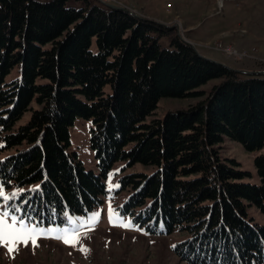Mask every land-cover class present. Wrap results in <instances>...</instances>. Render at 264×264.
I'll return each instance as SVG.
<instances>
[{
	"label": "trees",
	"instance_id": "1",
	"mask_svg": "<svg viewBox=\"0 0 264 264\" xmlns=\"http://www.w3.org/2000/svg\"><path fill=\"white\" fill-rule=\"evenodd\" d=\"M68 1L0 0L1 138L5 148L26 145L0 160L1 184L39 182L33 199L44 223H61L65 212L86 214L103 202L115 162L153 166L122 177L131 194L120 213L151 234L187 233L174 246L187 264H264V224L247 213L255 205L264 215V153L254 160L258 184L239 181L245 173L218 153L224 137L264 149V73L241 77L154 20L98 0H74L77 8ZM16 64L20 77L5 83ZM212 79L220 81L209 92L197 91ZM198 96L146 122L161 98ZM34 99L39 108L14 130ZM76 117L92 120L98 174L69 150Z\"/></svg>",
	"mask_w": 264,
	"mask_h": 264
},
{
	"label": "rangeland",
	"instance_id": "2",
	"mask_svg": "<svg viewBox=\"0 0 264 264\" xmlns=\"http://www.w3.org/2000/svg\"><path fill=\"white\" fill-rule=\"evenodd\" d=\"M45 1V0H41ZM104 5V3H110L112 5L120 6L124 8V11L140 16L139 18L154 20L165 27L174 29L175 34L190 45L194 51L203 58L212 60L216 63L222 64L228 69H232L241 73V77H245L248 74L264 73V52H260L259 47L264 49V0H257L253 7V12H246V8H243V14L241 12L243 6V0H225L226 6L230 2L233 3V9L240 11L239 22L242 28L246 29V14L248 17L247 23L249 24L250 17L257 23L253 24V27H257L259 30L257 34H251L249 31H241L242 34H238L237 30L235 38H231L228 41L219 42L210 40L209 33L202 34L203 40H197L192 33H188L185 28V23L194 21L195 18L184 19V9L178 6V3L184 2L183 0H98ZM194 1V0H192ZM261 3V4H260ZM168 4L170 6L168 7ZM239 4V5H238ZM82 4L78 1L70 0L67 2V6L80 7ZM194 7H190L193 9ZM194 13V10H191ZM133 15V16H134ZM191 15H193L191 13ZM188 16V14H185ZM136 17V16H135ZM250 25V24H249ZM251 26V25H250ZM200 36V38H202ZM253 37L252 42L246 41L247 37ZM244 39L245 42L236 44L237 38ZM258 39H256V38ZM243 40V41H244ZM242 41V40H241ZM163 47L168 46L167 37H162L160 43ZM228 44H232L237 51H247L250 56L237 57L233 52H226ZM95 40L93 39L91 49L96 51ZM261 48V47H260ZM20 77V65L16 64L12 67L9 73L5 76L4 82L10 83ZM220 79L209 80L206 84L197 88V91H202L205 94L209 92L212 85L218 84ZM37 83H45L46 79L37 78ZM108 88H106L107 90ZM203 96L192 98H161L157 103L156 109L150 116L146 118V122L152 119H161L167 112H172L180 109H185L191 104H195L202 99ZM39 106L34 99L28 106V110L22 115V117L15 123L13 129H17L19 126L28 122L31 118L32 112L38 109ZM92 126V120L82 117H76L73 120L72 125L69 126V150L73 151L77 155L84 168L87 171H92L95 174L99 173L97 161L94 156V152L91 150L89 142V131ZM1 126H0V160L15 154L18 150L26 147L25 144L14 148H5V143L1 138ZM218 145V153L222 160H233L237 163L235 168L244 172L245 175L239 180L245 183L258 184L260 179L254 163L255 157L261 153H264V149L247 151L243 145L234 140H230L227 137ZM153 166H145L141 163H135L132 166H128L125 161H117L110 168L106 178L105 185L107 189L106 196L103 197V202L94 207L86 214H68L67 217L62 216L61 223L49 222L45 224L44 221L45 212L43 207L39 205L34 199V193L39 189V182L31 183L28 185L6 187L3 184L6 192H12L17 188H22L25 191L14 202L18 206H21V211L18 215H26L32 218V223L38 224L43 228H53L56 232L61 229L77 228L79 234V243L76 247L70 244H65L62 240L44 236H38L36 238V244L33 246L29 240L27 245L23 242L17 244L16 250L9 253L6 247H0V264H187L182 261L177 253L174 251L175 244L183 241L188 237L187 233L175 230L171 234H151L144 226H138L134 224V220L131 216L120 213L118 209L131 194L130 188H121V179L125 175L136 174H151ZM2 203V201H0ZM109 206L116 210L120 218L125 222L131 221V227H119L114 226L117 221L109 223ZM93 212H99V219L97 222L80 227L79 218H83L85 221L87 217ZM248 218L252 223L263 225L264 215L255 205L247 207ZM49 221H57L56 216L48 217ZM67 220H72V224L66 223ZM53 233V235L56 234ZM88 249V252L80 251V246Z\"/></svg>",
	"mask_w": 264,
	"mask_h": 264
},
{
	"label": "snow or ice",
	"instance_id": "3",
	"mask_svg": "<svg viewBox=\"0 0 264 264\" xmlns=\"http://www.w3.org/2000/svg\"><path fill=\"white\" fill-rule=\"evenodd\" d=\"M39 186H37L38 188ZM25 190L22 188H17L12 192H6L3 185H0V247H6L8 252L11 253L16 250V245L23 242L25 246L29 242H32L33 246H38L36 244V238L38 236L56 238L62 240L65 244H70L73 247L79 243L78 229L73 228H63L59 232H56L53 228H43L38 224L32 223V218L30 216L18 215L21 211V206L14 202L18 199ZM68 213L65 212L64 216L67 217ZM99 212H93L87 217L85 221L83 218H79L80 227L90 226L99 219ZM109 223H113L114 226L119 227H131V221L125 223L116 212L109 206ZM66 223L72 224V220H67ZM56 232L55 235L53 233ZM80 251L87 253L88 249L80 246Z\"/></svg>",
	"mask_w": 264,
	"mask_h": 264
},
{
	"label": "crops",
	"instance_id": "4",
	"mask_svg": "<svg viewBox=\"0 0 264 264\" xmlns=\"http://www.w3.org/2000/svg\"><path fill=\"white\" fill-rule=\"evenodd\" d=\"M184 2L178 3V6L181 9H184V13L188 16L182 15L184 19L195 18L194 21L190 23H185V28L188 33H192L194 38L197 40H203V38H209L212 41L224 42L228 41L231 38H235V33L238 30V34H242L241 31H249L251 34H257L259 30L257 27L252 25L257 23L253 20V17H250L249 25L247 23L248 17L246 14V29H237L242 28L241 23L239 22L240 11L233 9V3H229L226 6L223 3L222 7H219L216 0H183ZM257 0H243V6L241 12L243 14V8H246V12H253V7ZM261 4V3H260ZM239 5V4H238ZM194 7L190 9V7ZM194 10V13L193 11ZM191 13L193 15H191ZM205 32L209 33L211 36L203 37L202 34ZM244 34H242L243 36ZM202 36V38H200ZM256 38V37H255ZM236 39V38H235ZM239 39V40H238ZM257 39V38H256ZM237 45L245 42L244 39L237 38ZM242 40V41H241ZM244 40V41H243ZM253 37H247L246 41L252 42ZM258 40V39H257ZM261 47V48H260ZM260 52H264L262 46H260Z\"/></svg>",
	"mask_w": 264,
	"mask_h": 264
},
{
	"label": "built area",
	"instance_id": "5",
	"mask_svg": "<svg viewBox=\"0 0 264 264\" xmlns=\"http://www.w3.org/2000/svg\"><path fill=\"white\" fill-rule=\"evenodd\" d=\"M216 1H217L218 6L222 7L225 0H216ZM169 6H170V4H168V7ZM228 51L235 53V55L237 57H243V56L249 57L250 56V54L247 51L246 52L245 51H237L236 48L232 44L227 45L226 52L228 53Z\"/></svg>",
	"mask_w": 264,
	"mask_h": 264
},
{
	"label": "water",
	"instance_id": "6",
	"mask_svg": "<svg viewBox=\"0 0 264 264\" xmlns=\"http://www.w3.org/2000/svg\"><path fill=\"white\" fill-rule=\"evenodd\" d=\"M104 5L105 6H107V7H112V8H114V9H120V10H124V8H122V7H120V6H116V5H112V4H110V3H104ZM132 15H134V14H132ZM134 16H136V17H140V16H137V15H134Z\"/></svg>",
	"mask_w": 264,
	"mask_h": 264
}]
</instances>
